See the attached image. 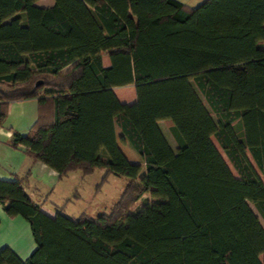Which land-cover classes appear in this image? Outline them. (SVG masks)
Wrapping results in <instances>:
<instances>
[{"label": "trees", "instance_id": "1", "mask_svg": "<svg viewBox=\"0 0 264 264\" xmlns=\"http://www.w3.org/2000/svg\"><path fill=\"white\" fill-rule=\"evenodd\" d=\"M34 1L0 0V125L9 102L35 99L12 146L59 179L128 181L109 211L73 217L41 209L29 172L0 178L5 215L35 245L1 246L0 264H264V0ZM124 85L134 102L116 98Z\"/></svg>", "mask_w": 264, "mask_h": 264}, {"label": "crops", "instance_id": "2", "mask_svg": "<svg viewBox=\"0 0 264 264\" xmlns=\"http://www.w3.org/2000/svg\"><path fill=\"white\" fill-rule=\"evenodd\" d=\"M188 6H196L203 0H178ZM54 0H35L34 5L39 7H48L53 4ZM103 66L110 65L108 55L101 56ZM68 64L63 68V72L70 68ZM118 101L122 103H132L136 100V94L133 85L115 86L112 88ZM37 116V101L35 99H25L9 102L6 108L5 118L0 125V178L8 179L15 175L22 176L29 172L27 177V192L36 195V190L43 189L46 192V183L53 180L56 172L47 167L44 163L33 159L30 155L25 154L21 146H12L10 141L14 138L13 132L24 134L35 121ZM160 128L165 135L171 147H175V141L166 123L159 121ZM120 130L115 127V137L117 144L130 162L141 161L138 154L130 147L128 143L119 141ZM41 179L44 182L40 181ZM41 209L49 215H53L54 211L41 205ZM15 216L9 218L5 215L0 205V247L3 245L10 246L18 256L26 257L34 248V242L30 235L28 223L21 218Z\"/></svg>", "mask_w": 264, "mask_h": 264}, {"label": "rangeland", "instance_id": "3", "mask_svg": "<svg viewBox=\"0 0 264 264\" xmlns=\"http://www.w3.org/2000/svg\"><path fill=\"white\" fill-rule=\"evenodd\" d=\"M211 139L227 161L213 136ZM138 163L141 162L139 161ZM231 170L233 171L232 168ZM103 174L104 169L98 168L85 175L79 170H75L60 179L54 176L52 181L50 180V182L46 183L47 187L44 186L46 188L45 193H43V189L36 190V195L31 194V196L36 202L45 201L44 206L54 212L59 207L64 206L63 213L68 216L77 217L81 213L96 216L101 212H107L111 209L128 181L127 177L113 173L108 174L106 178L102 179ZM40 181L44 182L43 179ZM142 202L143 197H140L136 206L132 208V211L140 206ZM250 206L255 211L252 204ZM255 213L257 212L255 211ZM18 218L22 220L21 217ZM259 221L264 228V220L260 216ZM260 258L262 259L261 256Z\"/></svg>", "mask_w": 264, "mask_h": 264}]
</instances>
